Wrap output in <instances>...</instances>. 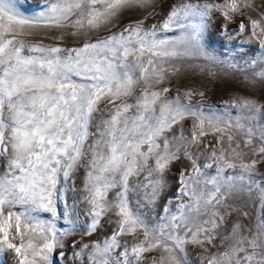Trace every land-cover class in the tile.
Segmentation results:
<instances>
[{
  "label": "snow or ice",
  "instance_id": "obj_1",
  "mask_svg": "<svg viewBox=\"0 0 264 264\" xmlns=\"http://www.w3.org/2000/svg\"><path fill=\"white\" fill-rule=\"evenodd\" d=\"M36 3L41 10L29 18L17 5L0 0V158H7L0 174V264L8 252L15 254L16 264H38L37 257L43 264H60L68 255L64 249H70L73 258L80 257L83 264H132L130 256L140 264L142 254L153 249L166 253L161 264H188V244L208 253L203 264H264V219L246 232L239 222L233 224L226 238L230 242L222 240V250L210 251V247H216L213 242L217 230L225 224L220 209L229 207L227 198L232 191L239 187L251 192L256 188L264 199V187L255 172L257 163L264 162V127L254 126L256 114L264 111V105L245 100L238 105L246 110L244 122L238 119L233 125L215 112L205 113L201 105H193L191 92L187 93L189 102L184 103L179 96L168 99L164 95L168 88L153 90L154 84L164 79L165 59L206 55L204 18L213 9H222L225 18H230L231 13L239 11L237 0H224L219 5L174 4L160 31L180 29L182 34L176 38H158L155 25L146 29L139 20L74 48L30 44L18 37L40 25H71L78 31L110 29L125 9L147 7L150 0ZM251 24L255 35L259 21ZM244 28L241 22L240 31ZM156 58H161L160 75L156 74ZM173 71L179 68L173 66ZM255 76L264 80V71ZM141 81L144 84L137 95ZM133 96L135 102L128 103ZM102 103L109 107L108 118L91 132L93 116ZM187 118L199 121L194 122L195 130L187 144H196L198 137L207 135L205 121L221 134L220 140L230 128L242 130L247 136L242 146L227 135L228 148L219 154L211 152L212 163L205 167L218 164L216 175L203 187L200 168L187 151L183 133L171 139L165 135ZM257 139L259 143L254 144ZM245 148H251L254 159H246ZM182 155L192 160V172L183 170L176 177L180 186L165 203L163 215L152 224L128 199L130 178L147 171V183L139 187L145 189L144 199L154 204L162 192L165 171ZM235 159L240 161L239 171ZM149 160H154V166H149ZM81 166L85 168L83 200L90 205L86 214L91 217L83 234H95L109 213H115L117 227L103 240L65 244L59 237L70 236L78 229L70 214L59 209L64 193L61 185L71 184V190H75L72 177ZM225 169H233V174L225 175ZM112 190H116L115 197L109 200ZM178 198L182 202L173 213L169 204ZM16 205L23 206V212H14ZM34 213H47L49 219L42 221ZM58 220H65L71 227L58 230ZM141 230L144 239L131 249L120 244L122 235L137 236ZM17 237L19 243L15 242ZM120 248L122 252H117ZM57 249L61 251L55 254Z\"/></svg>",
  "mask_w": 264,
  "mask_h": 264
},
{
  "label": "rangeland",
  "instance_id": "obj_2",
  "mask_svg": "<svg viewBox=\"0 0 264 264\" xmlns=\"http://www.w3.org/2000/svg\"><path fill=\"white\" fill-rule=\"evenodd\" d=\"M6 2L17 5L22 14L29 18L35 16L41 10L37 7L36 0H6ZM181 2L201 5L214 3L219 5L223 4L224 0H150V4L147 7L125 9L115 18L116 26L110 29H102L100 31H88L85 29L78 31L71 25L60 28L40 25L27 30V34L18 38L30 44L42 43L44 46L74 48L89 39L95 40L98 37L106 36L111 31H119L124 26L139 20L144 22L143 27L146 29H151L155 25L158 38H176L182 34L180 29L175 27L171 31H160V29L169 14L170 8L174 4H180ZM237 3L240 6L239 11L231 13L230 18H225L222 9L210 10L209 15L204 18L203 45L206 55L195 58L165 59L163 62L165 69L163 73L164 79L161 83L153 86V90L157 91L168 88L170 91L164 94L168 99L179 96L184 103L189 102L187 93L191 92L193 93L191 97L193 105L199 104L205 113L209 111L215 112L223 121L233 125L236 124L238 119L244 122L242 118L247 114L246 110L238 107V105H242L245 100H253L259 105H264V80L255 76L256 73L264 71V47L261 46V41L264 40V33L261 32V29H264V0H237ZM245 4H250L251 6L245 7ZM195 19L199 20V17ZM253 20L259 21V27L255 29V35H253L254 30L251 24ZM241 22L245 25L243 31L239 29ZM221 29L224 31H221ZM73 32H77V34L72 35ZM144 58H148L147 53ZM156 60V74L160 75L161 58H156ZM254 61L255 63H253ZM173 66L178 67L179 71H173ZM135 74L139 76V70ZM143 84L144 82L141 81L137 86V95ZM127 102L134 103L135 96L128 98ZM108 113L109 107L102 103L100 111L93 116L90 124L91 132H95L101 121L108 118ZM194 122L199 123V121H194L193 118H187L181 124L176 125L172 131L166 132L165 135L171 139L174 135L179 137L181 132L183 133L186 138L187 151L195 159L196 166L200 168L202 174L199 177L201 180L200 187H203L206 180L216 175L218 164H213L211 168L205 167L206 164L212 163L211 159H209L211 152L215 150L219 154L222 149L228 148L227 135L233 136L234 141L242 146L247 136L242 130L230 128L227 129V135H224L223 139L220 140L221 134L215 132L208 125V122L205 121L204 131L207 135L198 137V143L196 144H187L195 130L193 128ZM254 126L257 129L264 127V111L256 114ZM258 136L259 133L257 132ZM157 142L161 143V141ZM258 143V139L254 141V144ZM144 150H146V146ZM244 151L247 153L246 159L255 158L252 155L251 148H245ZM229 159H232V157L229 156ZM6 162V157L0 158V174L3 173ZM234 162L237 164L236 171H239V159H235ZM149 166H154V160H149ZM192 168V160L183 155L181 159L173 162L164 173V186L154 204L144 199L145 189L139 187V185L147 183L145 179L148 175L147 171L142 172L139 177L130 178L128 199L132 207H138L150 223H156L158 217L163 215L165 203L180 186L176 177L183 170L191 173ZM255 172L256 179L260 181L261 187H264V162L257 163ZM224 174H233V169H225ZM84 180L85 168L81 166L72 177L75 190H71V184L61 185L66 196L64 193L61 194L59 209L61 212L66 211L70 214V219L75 222L78 229L70 236L59 237L65 244H70L73 240L78 243H91L96 240H103L105 237L110 236L117 227L115 213H109L103 217V226L99 227L95 234L90 236L83 234L85 226L91 221V217L86 214L90 205L83 200L85 195ZM211 187V185H208L209 189ZM222 191L228 190L222 189ZM115 192L116 190L109 192V200L115 197ZM183 200L186 202L187 197L183 198ZM181 202L180 198L172 200L169 204L170 210L176 213L177 205ZM227 205L229 206L227 209H220L221 213L225 214V224L217 230V239L213 242L216 247H210L211 252L222 250L219 247L222 240H224L225 244L230 242L226 238L233 224L239 222L243 225L246 232L248 229H255L261 219H264V199L261 198L256 188L249 192L247 188L241 189L238 187L237 190L232 191L228 196ZM12 210L14 212L17 210L23 212L24 207L16 205ZM227 213H230V215ZM33 215L38 216L42 221L49 219V214L47 213H34ZM204 218L206 219L207 217ZM23 224L22 218V231L24 230ZM56 227L58 230H62L71 226L65 220H58L56 221ZM36 232L38 235L39 229ZM29 235H31L30 230ZM119 239L122 246L126 245L131 249L134 244L139 240H143L144 237L141 230L137 236L124 234ZM15 242L19 243V237L16 238ZM122 250L120 248L116 251L122 252ZM59 251L61 250H55V254H58ZM64 251L68 255L64 260L60 261V264H83V260L80 257L73 258L70 249H64ZM185 252L188 264H203L204 257L208 254L204 248L192 244L185 245ZM165 255L166 253L162 249H153L142 254L143 259L140 264H161V257ZM129 259L132 264H136L134 257L130 256ZM37 261L38 264H43L39 257H37ZM3 264H16L15 254L12 252L6 253ZM163 264H170V262L163 261Z\"/></svg>",
  "mask_w": 264,
  "mask_h": 264
}]
</instances>
